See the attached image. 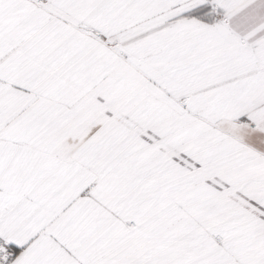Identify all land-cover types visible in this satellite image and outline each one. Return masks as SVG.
I'll return each mask as SVG.
<instances>
[{
    "label": "snow or ice",
    "instance_id": "obj_1",
    "mask_svg": "<svg viewBox=\"0 0 264 264\" xmlns=\"http://www.w3.org/2000/svg\"><path fill=\"white\" fill-rule=\"evenodd\" d=\"M0 264H264V0H0Z\"/></svg>",
    "mask_w": 264,
    "mask_h": 264
}]
</instances>
